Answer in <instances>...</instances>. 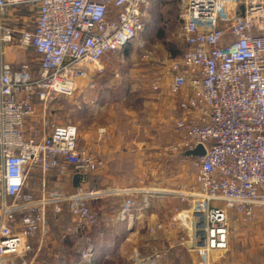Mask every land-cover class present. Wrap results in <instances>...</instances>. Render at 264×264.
Segmentation results:
<instances>
[{
	"label": "built area",
	"instance_id": "obj_1",
	"mask_svg": "<svg viewBox=\"0 0 264 264\" xmlns=\"http://www.w3.org/2000/svg\"><path fill=\"white\" fill-rule=\"evenodd\" d=\"M174 4L181 55L160 60L146 50L139 63L149 66L151 104L167 100L174 107L178 140L163 151L204 149L190 159L194 184L162 192L187 202L179 222L192 231L188 247L198 256L195 264H213L212 257L227 248L232 213L252 223L264 211V0ZM24 5L35 6L33 29L5 26L7 9ZM149 13L150 0H0V264H33L49 210L61 216L66 209L74 226L67 233L96 225L90 202L97 191L45 189L50 172L61 180L102 166L78 146L75 125L49 126L47 106L72 97L81 82L93 83L92 74L102 75L103 58L138 39ZM36 172L40 192H26ZM128 191L115 217L129 220L130 229L133 212L148 207L146 197L162 193ZM160 229L155 225L149 233ZM92 253L82 252L84 264ZM158 257L147 261L156 264ZM133 258L142 261L137 253Z\"/></svg>",
	"mask_w": 264,
	"mask_h": 264
},
{
	"label": "rangeland",
	"instance_id": "obj_2",
	"mask_svg": "<svg viewBox=\"0 0 264 264\" xmlns=\"http://www.w3.org/2000/svg\"><path fill=\"white\" fill-rule=\"evenodd\" d=\"M35 19V6H17L7 9L3 24L13 30H31ZM180 27L181 23L178 19V10L174 0H153L150 3V14L145 22L143 33L129 45V48L126 47L117 54L103 58L104 72L102 75L92 74L93 83L88 80L81 82L72 97L53 99L48 103L49 126L56 123L75 125L78 130V146L81 149H84L85 146L87 149H93L91 143H94L97 131L99 145L95 148L96 153L90 152L91 156L99 160L98 157L103 156L101 150L104 148H107L112 156H116L112 157L111 161L102 160L105 164L108 163L107 168L110 171L114 172L119 168V165L122 167L123 175L113 174L112 181L118 183L117 185L123 189L179 191L180 186L178 185L188 183L191 185V177L195 175L196 168L194 166L163 151L175 143L176 137L172 133V129L166 127V125L171 126L169 121L167 123V120L164 119V126L159 125V121L163 119H157V116L159 114L163 116L164 111H160L159 108L155 109L151 102L146 100L150 95H148L146 87L145 69H149V66H143L139 63L143 52L146 50L153 52L160 60L165 56H171V50L181 51L184 44ZM142 119H144L146 127L151 126L144 155L147 160L142 166L145 169L148 167L149 171L145 173L134 167L137 163L134 160V157H137L136 154L129 152L122 154V150H119V146L124 140H126L127 149L130 148L128 143L129 130L137 121L142 124ZM117 149L120 152L116 151ZM110 153L106 154L105 158H109ZM118 156L123 157V160L119 159V161ZM54 183L51 182L50 191H55L54 188H58ZM56 184L59 185V182ZM97 185L94 181L93 187H98ZM146 198L149 205L159 210V218L162 219L163 223L164 219L167 220V227L175 228V224L180 223V214L187 209V202L180 197L164 198L152 195ZM108 206L92 204L91 210L97 214L98 221H101L104 216L102 209ZM110 210L109 207L105 208L108 214L111 213ZM49 218L51 221L46 226V241L43 240L41 252L33 264H74L75 258L66 254L68 250L74 253L76 251L83 252L94 247V243L98 241L97 237L100 234L103 235V238L106 236L105 223L100 222V224L97 223L95 229L86 231V237L83 238L84 243L81 244L80 248L74 243H63V239L60 242L59 237L64 231V226L61 223L58 224L56 222L58 219L52 215ZM67 221V219L62 220V222ZM163 223L159 224L161 230H164L165 227ZM243 224L234 221L229 224L227 248L224 252L219 253L218 258L223 259L226 264L227 262L238 264L237 262L240 260H244V264H251L259 259L264 264V230L262 232L264 217L259 218L253 224ZM180 229L179 241L184 244L182 248L185 249L190 238H187V231L182 230L183 227ZM243 229L247 231L242 232ZM151 249L155 251L156 248ZM256 249L262 252V258L258 257ZM26 259L29 260L30 256ZM118 260L112 264H125ZM168 260V264H188L186 259L182 258Z\"/></svg>",
	"mask_w": 264,
	"mask_h": 264
},
{
	"label": "crops",
	"instance_id": "obj_3",
	"mask_svg": "<svg viewBox=\"0 0 264 264\" xmlns=\"http://www.w3.org/2000/svg\"><path fill=\"white\" fill-rule=\"evenodd\" d=\"M147 91H148V95L150 96L146 100L150 103L151 94L148 88H147ZM175 105H176V102H175ZM150 108L152 109V106H150ZM154 108L155 109L159 108L160 111H164L163 116H161V114L157 116V119H163L162 121H159V125L164 126V119L167 120V123L169 121L171 123V126L166 125V127H169L172 129V133L176 137L175 142H177L178 134H177V131L175 130V124L173 120V115H174L173 104H170V102L166 100ZM132 126L133 127L129 130V133H128V136H129L128 143H129L130 148L127 149V146H126L127 144L125 143L126 140H124L120 144L119 150L120 151L122 150L121 151L122 154L124 153L128 154V152L132 154H136L137 157L136 158L134 157V160L137 161V163L135 164L134 167L135 169L137 170L140 169L142 170V172L145 173L146 171L147 172L149 171L148 167L147 169H145V167H142V166L145 165L146 162L144 161L147 160V158H145L144 155H145V147L147 148V137L150 136L151 126L148 125L146 127L144 123V119H142V124L138 123L137 121L136 123H133ZM97 135L99 134L96 131V138L94 139V143H91V145L93 146V149H91L90 147H89L90 149H87L86 146L84 148L86 151L89 150L88 151L89 153L91 151L95 152L96 150L95 148L97 147V145H99V141H97L98 139ZM116 151H118V149ZM108 153H110V151L107 148L106 149L104 148L101 150V154H103L102 156L103 158L101 156H99L98 158H99V161L101 159L102 166L98 170L92 171L89 174H87L89 178H86L85 182L80 185L79 189H82L84 191H97L96 192L97 197L93 199L92 201H94L96 204L109 205L108 207H109V210L111 209L110 210L111 213L108 214L106 212L107 210L105 211V208H108V207L103 208L102 215L104 216L102 217L101 221L100 220L98 221L97 214L95 213L96 218H97L96 225L93 226L92 229L89 227L83 228V230H81L79 227L73 228L74 234L70 237V239H68L66 243L67 244L74 243L75 246L80 248L81 244L84 243L83 238L86 237V231L93 230L97 226V223L100 224V222L101 223L104 222L105 223L104 229L106 230V236L103 238L102 234H100L99 236L96 235L98 236L97 237L98 241H95L94 243L95 245L92 248L93 253H92V261L90 264H112L117 259H119L120 262H123L125 264H150L147 261V258L153 257L154 253H157L159 255L158 259H156V264H168L167 263L169 261L168 259H171V258H180V259L182 258V259H186L188 264H195L196 261L198 260V256L196 255L195 252H193L188 247V244L192 238L191 229L187 230V238H190V241L187 242V245H186L187 248L183 249L182 246L184 244H182L179 241L180 239L179 235H180V230H181L180 228L183 226L182 223L175 224V228L167 227L168 225L167 220L164 219V223H163L162 219L159 218V215H160L159 210L154 209L151 205L148 204L147 208H143L142 210H135L133 212L130 229L128 228L129 223H130L129 220L119 221L118 219H116L115 217L116 212L120 209L122 202L129 196L128 194H126L125 191L133 190V189H123V187L117 185L118 183L112 181L113 174L117 176H120L121 174L123 175V169L120 165H119V168L115 170L114 172L110 171L107 168L108 163L105 164L103 160L111 161L112 157L113 158L116 157V156H112L110 153L109 158H105L106 154ZM169 155L175 156L179 160L186 161L188 164L191 161L189 158L182 157L181 156L182 154L181 155L169 154ZM119 159L123 160V157L120 158V156H118V160ZM140 167H142L143 169ZM53 176L56 177L54 173L50 172V176L46 180V187H45L46 191H50L49 181L51 178H53ZM72 177L73 176H69L68 178H61V182H59V185H57L55 182L54 184L58 188H54V190L55 191H65L68 193H73L79 190V189H74L72 187ZM191 180H192L191 185L188 183V184H179L178 186H185V187L192 186L195 181V175L194 176L192 175ZM94 181L96 182V184H98L97 185L98 187H93ZM40 189H41V176L39 172H36L33 175H31V178L28 181V187L26 189V192H35L37 194L40 192ZM161 193H164V192H161ZM170 197L171 196H164V198H170ZM135 199H136V202L140 206L143 205L144 201H143L142 195L137 194ZM91 206L92 205L90 202V208ZM64 211L65 212H63L61 216L55 217V215L49 210L47 214V224H50L49 217L52 215L53 217L58 219V224L61 223L64 226L63 229L67 228L70 225H71L70 227H74L70 221V218L68 219L69 216L65 208H64ZM262 217H264V211H261L260 214H258L256 221L259 218L261 219ZM64 219H67L68 221L62 222V220ZM233 221L239 222L240 224H243V223L247 224L241 220L239 215L234 214V213H232V218H231L230 223H232ZM254 222H252V224ZM161 223L165 224L164 230L160 229L154 232L153 234L149 233L148 231L149 228H152L156 224H161ZM263 230L264 229H262V232ZM244 231L246 232L247 230L243 229L242 232ZM100 232H103V231L100 230ZM73 236L76 237L75 241L72 238ZM32 243H33L34 251L37 250L39 243H40V237L38 236L35 239H33ZM42 245H41V248L38 250V254L36 258L41 252ZM150 247L156 248L155 251H152L154 249H151ZM256 252H258L257 254L259 258L263 257V254L261 251L256 249ZM71 253L76 254L77 256L76 260H74L76 261V264H84L83 259L81 257L82 251H76L74 253L68 250L66 252V254H69V256L71 255ZM134 253H137L140 260H142L141 263H139L137 260H134L133 258ZM234 256H236L235 253H234ZM212 263L213 264H226V262L224 263L223 259L222 260L219 259L217 255L212 257ZM237 263L244 264V260H240ZM227 264H230V263L227 262ZM251 264H263V263H262V260L259 259L258 261L255 260L254 263H251Z\"/></svg>",
	"mask_w": 264,
	"mask_h": 264
},
{
	"label": "water",
	"instance_id": "obj_4",
	"mask_svg": "<svg viewBox=\"0 0 264 264\" xmlns=\"http://www.w3.org/2000/svg\"><path fill=\"white\" fill-rule=\"evenodd\" d=\"M204 155V149L202 148V146H195L192 150L186 151L184 152L181 156L184 158H198ZM87 178V175L85 174H75L72 177V187L74 189H79L80 185L82 183L85 182ZM154 196H158V197H164V196H170L168 194H160V193H154L152 194Z\"/></svg>",
	"mask_w": 264,
	"mask_h": 264
},
{
	"label": "trees",
	"instance_id": "obj_5",
	"mask_svg": "<svg viewBox=\"0 0 264 264\" xmlns=\"http://www.w3.org/2000/svg\"><path fill=\"white\" fill-rule=\"evenodd\" d=\"M152 1L153 0H150V3H152ZM150 14V13H149ZM127 48H129V47H127ZM171 53V56L172 57H178V56H180L181 55V53H182V51H180V50H171L170 51ZM87 178H89L88 176H87ZM51 182H61V180L60 179H58L57 177H55V176H53V178H51L50 179V181H49V186L51 185ZM93 203H95L94 201H91V205L93 204ZM55 217H57V216H55ZM49 220L51 221V218H49ZM56 221V220H55ZM57 223H58V221H56ZM66 234V235H65ZM74 233L73 232H71V233H67L66 232V228L64 229V231L62 232V234L60 235V237H59V241L61 242V240L63 239V243L65 242H67L68 241V239H70V237L73 235ZM73 238V240L75 241V239H76V237H72ZM71 238V239H72ZM71 243V242H70ZM74 255V256H73ZM71 256H73L74 258H75V260H76V254H73V253H71ZM75 263L74 264H76V261H74Z\"/></svg>",
	"mask_w": 264,
	"mask_h": 264
}]
</instances>
